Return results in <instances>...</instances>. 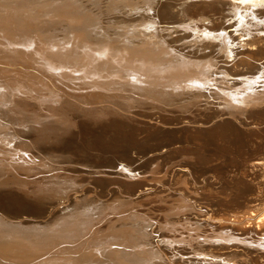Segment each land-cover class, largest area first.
Listing matches in <instances>:
<instances>
[{"label": "rangeland", "instance_id": "rangeland-1", "mask_svg": "<svg viewBox=\"0 0 264 264\" xmlns=\"http://www.w3.org/2000/svg\"><path fill=\"white\" fill-rule=\"evenodd\" d=\"M105 1L106 0H95L93 2L91 0H72V3L75 6L77 5L80 10L83 11V10L87 9V11H89L90 14H93L94 17H99L100 20H98V22L100 23L102 21L105 22V19H107V14L102 15L103 17L101 16V13L105 11L104 7H106V4H107ZM125 1H127L128 3H136L140 0H131V1L125 0ZM154 1H156V0H154ZM246 1L247 0H234V3L236 5L231 6L229 4V0L228 1L227 0H198V1H196V0H158V2H160L162 4L165 3L168 5L170 4L172 6L171 7L169 5L171 7L170 8L171 10H169V13H172L175 11L177 13V11L180 12L181 9H185L186 11H188V10L192 9V6H193L195 8L205 9L206 11L202 10L203 12H205V15L203 16V18H200V21L198 20L199 24L196 21L192 24V22H190L184 15H181V13L176 18V21H175L177 23L176 25L174 23H172L173 25L166 24L164 22L155 24L154 21H152V22L149 21V24L146 23V21H145V23H144V21H142L138 24L139 26L136 23L135 24L132 23V25L130 23V25H128L129 23L125 19H123L124 21L120 20L118 22V24H116L117 25L116 27H119L122 29L125 26L130 28L129 31H126L127 35L129 34V37H127L128 38L127 40H129V41H126V42H130V43L132 42V44L135 43V41H136V43L142 42L143 40L140 39L139 37L141 35H143V33H145V34L147 33L148 36H151L150 33L152 32V28H156V30L158 28L157 32L159 33L158 34L159 36L167 37L170 39L172 38V40L174 38H177V36L178 37L179 36L185 37V38H183L184 40L183 39L181 40V42L179 41L177 43L174 42L173 44H168V46L166 45L167 50H170V48L173 49L174 48L173 46H175L176 50H178V49H180L181 51L183 50L182 52H180V50H179L180 54L183 55L186 50H191V48L193 46L195 48H202L204 50L208 49V50H206V52L209 53V56H207L208 58L205 57L203 60L200 59L201 61L199 59H198V61H196V59L194 61V58H191V57H189L188 61H186L187 58L184 57L185 54L183 56H181L180 54H175L176 55L175 57L177 58V60L178 59L181 60V58H183V57L185 58V59L183 58V60H185V61H183L184 64L189 63L191 61L192 62L194 61V66H203L205 63H206L205 65H207V66L204 65V68L205 67L209 68L211 66L209 69H206L204 71L205 72L204 74H201L203 76H201L200 74L197 73V75L200 76L199 79H202V81L200 80L202 83L200 81L195 80L194 81L195 83H193V87L191 90H188L187 92H185V94L180 93V94H183V97L188 96L189 100H190L189 103L194 104V108L197 107V110H195L194 113H197L199 110L200 111L197 113L198 115L195 114L196 116H194L193 114H191V115L189 114L190 116L187 114L183 115L182 114L183 112H181V113L177 112V114H171L170 116H168V115H164V113H161L163 110L160 109V107H159L158 109H154V110H157V111H155V113L154 112H148L146 114L139 113V115H140L139 116L138 114H134L130 111H121V110L119 111L118 110L122 114H124V115L126 114L125 116L130 117L132 120H134V122L137 121L136 123H138V125L142 124L144 127L146 126V128L144 130L137 133V136L134 139V142H136V141L138 143L141 142L140 143V145H141L140 150L138 148H129V150L125 156L116 157L113 161L114 163L112 164L113 165L112 169L111 168L109 169L110 172L107 174H104V175L101 174L102 176H105V177H103L104 179H102V180L96 179L94 176H91V174H89V172L87 170H84V171L77 170L73 174L75 177L77 176L76 178L73 176L75 178L74 180L63 179L60 182L58 187L53 188L54 190L52 189V191L49 190L47 193V195L49 194L52 197L58 196L57 198H59L61 192H63V191H64V193L68 192L67 190L65 191V190L61 189L64 187V185H66V187L68 186V188H67L68 190H71L69 188H73L74 185H79L77 190L84 188L86 191H89L88 193L91 194L90 196H92L95 192L97 194H99L100 190H101L102 195L99 194V197L96 198L97 203L106 202L110 198V196L112 195L115 198L114 205L112 207H110V209L106 210L105 212L98 211V213H95L94 215H91L94 213L93 211H88V212L85 211L86 214L84 212H82L81 216H80V214L77 213L78 218L76 217L77 214L74 215L75 218H74V216H72V219H74L73 221H75V222L79 221V223H78L79 225L67 227V230L80 229V230H78V232H80L81 229H83L86 225L84 222H83V224H85V225L84 226L82 225V220H86V221L87 220L88 221L95 220V218L98 217L97 216L98 214L105 213V216L103 217L102 220L98 219V221L96 222L97 224L92 223L91 225H88L87 227H85V229L87 231L84 229L85 231L84 230L82 231V233L84 232L82 235L81 234L79 235V233L75 232L78 235V237L79 236H82V237L78 238L77 241H74L72 243H68L67 241L65 243V240H63L62 238L59 240L57 238V239H55V241L52 239H51V241L49 239L46 241L45 239L47 237L44 238L47 235L46 230H44L45 232L43 230H40V232L45 233V234L43 233L44 235L41 233L42 236H44L42 238H41L39 231H38L39 233L38 232L36 233L37 236L36 235L33 236L30 233H25L26 235L22 234V235H24L23 237L26 236L25 238H28V239L22 240V241H24V244L20 247L25 248L27 246V248H29L30 251L32 250L31 248H34V250H32L31 252L37 251V252H41V253L36 254L34 257H32V259H33L32 261H30L28 263H20V264H68V263L73 264L74 260L84 256L83 255L84 253L89 254V253L96 252L93 250V248L84 249L86 244H88L90 241H92V242L94 240L97 241V240H99V238L108 239V238H115V237H117V239H118V237L119 238L121 237L123 239H120L121 241L119 240L118 244H117V241H115L116 243H114V242H113V244L108 243L103 248H105V250L111 251L110 252L111 254L110 253L109 254L113 255V256H115V254H113V252H115V250L117 251L119 249L118 250L120 252L119 255H121V257L123 258L122 261H121L122 258H120L119 260L117 259V261H119V264H128V263L129 264H140V262H142L143 259L144 260L150 259V257L155 256V254H157V252L159 254V251L162 248L164 249V251L162 249L161 253L165 252L167 254L166 259L169 261V263L171 262L174 264L175 263L177 264V262H178V264H185L183 262L189 263V261L192 260V258H194L193 261H195V259H197L196 261L199 260L197 264H201V263L202 264H210L208 262H211V261H212L211 262L212 264H217L218 262H219V264L221 262L223 264H227L228 260H229V262H228L229 264H254L253 261L257 262V264H264V133H263L264 129L261 130V133H260L261 135L260 134L256 135L255 133H252L249 131V129H252L253 127L264 128V125H257V126L256 125H252V126L248 125L251 123H255V121H259V124L264 122V112H263L264 110L262 111V109H264V105H263V107H260L261 108L260 110L262 112L256 111L254 114H247L245 110L237 111L235 107H234L235 109H233V107L231 109L229 107V105L231 104L230 106H232V105H234V103H224L223 99H219L221 97H217L220 93H223V94L230 93L232 96H234L235 93H236V95L239 93V92L237 93V91H240V94H242V93H250L251 94V91H256L255 95H257L258 98H256L254 96L255 104L258 103L257 101L259 98L264 97V78L258 77L263 72L264 59H262L260 61H255V62L251 61V59H249L254 64L259 65V66L261 65L262 70L261 69L258 70L259 73L257 72L256 75L251 74L252 76H250V77H249V74H247L248 76L247 75L246 76L245 75H242V76L241 75L240 76L233 75V73H234L233 70H235V65H233V64H235L236 61L240 58L245 59V60L247 58L241 54H238L235 57V59L233 57L231 58L230 52L231 51H237V49H239V47H241V48H243V46L245 47L249 41V38H253V37L264 38V24L262 26L253 24V19H251V16L249 14L250 12L253 11V16L260 17L259 15L262 16L261 13H264V12H262V11H264V7H263L262 11H259L255 7L248 9V7H247L248 1L247 2ZM259 1H263V2H260V3L257 2L258 4L264 3V0H259ZM94 2H95V5H94ZM173 2H174V4H173ZM215 2H217V3H215ZM241 2H244V3H241ZM210 3H212V4H210ZM109 4H110V2H109ZM245 4H247V5H245ZM174 6H176V7H174ZM177 6H179V7H177ZM209 6L215 7V10L219 13L220 16L219 15H212L213 13H212L211 8H209ZM163 8H165V7H163ZM236 9L238 11L240 10L239 12L241 13V15L240 16L238 15L239 17L237 15L232 17L231 15L233 14L234 10H236ZM101 10H103V11H101ZM231 10H233V11H231ZM97 12H98V14H97ZM95 14H96V16H95ZM132 16H128V14H127L124 16V18L126 17L127 19H130V17H132ZM235 17H236V19L239 18L238 22H240L244 25L243 28H240L239 26L237 27V25L234 26V23L232 21L236 20ZM101 18H102V20H101ZM258 21L264 22V17L258 18ZM123 22H126L125 24H127V23L128 24L124 25ZM246 22H248V23H246ZM121 23H122V25H124V27L120 26ZM151 23H153L154 25ZM197 24H198L197 27L198 28L200 27V28L198 29V31H195V30H193L194 29L193 27ZM102 25H106V24H102ZM213 25H215L217 27H218V25H220V26L218 27V30H216L214 32L207 29L208 27L213 26ZM112 26L113 25H111V27ZM116 27L114 25L112 28H116ZM224 27L225 28L227 27V28L225 29ZM105 31L109 32V30H107V29H105ZM161 32H163V33H161ZM228 32H229V34H227ZM184 34H186V35H184ZM193 34H195L196 36H200L202 38H196L193 36ZM132 35H133V38L135 40L133 38H131ZM222 35L225 36V39H230V41H228L226 43L227 45L223 42ZM28 37L31 38V36H28ZM28 37H27V39H28ZM143 37H145V36H143ZM211 37H214V38L210 39ZM218 37H219V39H218ZM129 38L132 39V41H130ZM32 39H35V37L34 38L32 37ZM32 39H31V41H32ZM232 39H233V42H232ZM153 44L155 46L159 45L158 43H153ZM260 44H259V46H262V48H264V44L263 45L262 44L260 45ZM1 45L2 44H0V46ZM190 45H192V46L190 47ZM159 46L161 47V49ZM159 46H156L159 48V49L157 48L158 51L166 50L165 46H161V45H159ZM227 46H229V48H227ZM234 46H236L237 48H235ZM249 46H247V48H246L248 51H255L256 50V48H255L256 44H253V46H251V45H249ZM168 47H169V49H168ZM177 47H179V48H177ZM180 47H182V49ZM185 48H187V49H185ZM230 48H231V50H230ZM158 51L155 53L156 55L159 53ZM225 51H227V52H225ZM188 52L189 51H186V54ZM227 53L229 54V56ZM30 55H32V54H30ZM177 55H180V57H178ZM24 56L29 58V54H25ZM200 62H202L203 65ZM209 63H210V65H209ZM24 64H25V62L21 63V65L26 66ZM177 64L179 66L181 64V62H179V60H178ZM0 65L4 66L1 63H0ZM0 68L3 69L2 67H0ZM27 69L28 68H26L24 70L21 69V70L25 71ZM237 69L238 70L241 69L242 71H244L245 67L238 66ZM29 70H27V72H31ZM16 72L17 71H14L13 76H6V77L0 78V81H2V82L6 81L9 84H17V87L19 89H21L23 91H28L27 93H30V94L33 90H35V88H37L36 90H38L37 86L40 85V84H38L40 82H38L36 79L43 81L42 79H40L37 76L36 77H30V78L29 77L27 78L25 76L18 77L17 75L21 76V74L19 72H17L18 73L17 74ZM206 73H208V75ZM15 74H17V75H15ZM238 80L250 81L253 85V89L246 90L243 92L241 85L242 86L246 85L245 83H241L237 86H229L228 83L234 82V81L238 82ZM12 81H13V83H12ZM62 82L64 84H70L71 83L70 81H66V80L60 81V83H62ZM77 82H79V81L77 80ZM196 83L198 84L197 87H196ZM56 84L59 85V87L61 88L60 90L63 91L62 93H64V95H69L71 93L70 95H72V96H70V95L65 96V97L70 98V99L73 98L74 93H76V92L78 93V91H79V90H76V92H74V90L72 91L71 89H68L65 86H63L57 82H56ZM73 85H76V84H73ZM0 87L3 88L1 86V84H0ZM130 87H132V86H130ZM130 87H124V86L117 85V87L112 89V91L115 94L119 93V94H117V96L122 95L121 97L123 99H125L123 97V94H125V95L129 94L128 92L139 94V92L141 93L143 90V89L139 88V90H138L139 92L138 91L135 92L137 89H135L133 92L130 90ZM1 88H0V90L2 92L3 89H1ZM120 89H125V90L121 91ZM117 90H118V92H117ZM82 91L85 92L86 90H81L79 92L81 93ZM120 92H123V93H120ZM32 93H34V91ZM80 93H78V94H80ZM101 95L103 96L104 94H101ZM111 95L114 96L113 94H111ZM48 96H50L49 93H47L46 95L42 93L41 96L38 98L42 99L43 97L47 98ZM79 96L83 98L82 102L89 101L90 98L93 97L92 95H88V97L81 96V95H79ZM102 96H100V97H102ZM105 96H103L102 98L105 99L106 101L112 103L114 106H116L115 105L116 102L117 103L118 102L123 103V102H120L121 99L120 100L118 99V98H121L120 96L117 97L115 100L113 97H110L108 94H106ZM110 98L114 101H112ZM40 99H39V101H40ZM178 99L180 100V97L179 98L176 97L175 99L172 98L171 99L172 101L171 100L170 101L173 102V104L172 103H170V104L174 105L176 103L174 100L177 101ZM78 100H81V99H78ZM181 101H184V99L182 97H181ZM78 103L80 105L81 101ZM260 106H262V104ZM2 107L3 106L0 105V110H2ZM181 108H183V107H181ZM228 108H230V109H228ZM151 109H153V108H151ZM221 109H223V110H221ZM224 109L226 111H224ZM229 110L231 113L229 112ZM205 111H206V113H207V111L214 112V113L216 112V115L212 116V115L206 114V113H204ZM222 112H224V113H222ZM236 112L238 114L244 113L248 119H245V120H243V122H241L239 119L233 120L232 118H230L231 117L230 115H233V114H234L233 115L234 118H243L242 115L240 116L238 114H235ZM178 113L182 114V115H179ZM184 113H187V111H184ZM200 113H201V115H200ZM226 113H228V114H226ZM134 115L137 118L138 117L139 118L137 119L136 117H134ZM197 117L198 118L205 117V118H203L201 121H197L195 119ZM227 117H229V118H227ZM9 118L5 113H3V111H0V120L5 121L6 123L12 124L14 117H9ZM225 119H227V120H225ZM203 122H205V124ZM221 122L224 125H225V123L227 125H225L223 127L224 130H222V132H220V134H218L220 137L212 132V135H213V139H212L213 142L212 143L204 140L205 138H203V140H200V139H198L199 135L196 138V136L194 137V135H192V133H190V132H194L195 129L197 130V128L198 129L203 128V130H205V129L206 130H208V129L213 130L216 126L221 124ZM228 123H229V125L231 124L230 127H235L236 129H237V127L241 128L240 130L244 134L243 139L245 141L247 140L246 144H244L243 142H241V140L238 139V138H240V136H239L240 134L237 133L236 135H234V131L231 132V129H229V127H228L229 126ZM214 124H215V127H214ZM1 127L3 130H5V127L0 126V129H1ZM185 127H186V129H185ZM225 127L228 129H226ZM180 128L183 130L181 131ZM172 129H173V131H172ZM174 129H176V130H174ZM177 129L179 132L177 131ZM187 130H188V133H187ZM8 134L9 133H5V132L0 131V138H1L0 143H1V145L2 146L4 145L2 143L8 144L6 146H3L4 148L1 146L3 153L6 152V149L9 147V144H12V142L15 141L14 136L11 134H9V135ZM173 135H174V137H173ZM188 135H190V136H188ZM182 136H184V138H185V136H188V137H186L184 139ZM221 136H223V137H221ZM177 137H179V138H177ZM166 138H168L169 140ZM173 138L175 140L177 139L178 141L177 140L175 141ZM187 138L190 139L189 141H191V142H189ZM171 139H172V141H170ZM165 141H167L169 143L172 142V143H170V145L167 144V146L166 145L163 147L161 146V147H159V149H158V147H156L158 144L161 145L162 143H165ZM255 142L260 143L262 145V147H259L256 149L254 147ZM174 143H176V144H174ZM181 146L184 148V150ZM173 148L178 150L179 153H185L186 150H187L186 152L189 151L191 153L199 151L198 156H200V157L197 159L194 156L193 159H195L197 163L195 162L196 164H193V165H187V163H183V161L185 159H187L185 156L182 157L183 155L182 156L176 155L171 161L169 160L167 162L165 160V157L167 154H165V153H169L168 151L173 150ZM167 149H168V151H167ZM172 152H171V155H172ZM174 152L178 153L177 151H174ZM174 152H173V156L175 154ZM8 153L9 154L6 155L7 158H6L5 154H0V162L6 164L5 166L8 168V169H6V167H5V177L6 178L8 177L7 180H11V178H13V180H14V179H16V176L22 175L25 171L26 172L28 171L30 173L34 172L32 174H30V173L25 174L24 173L23 176L25 175V180H27L28 179L27 177H30L31 175H33L31 177L41 175V173L38 172L37 169H35L33 171L30 168L27 169L25 167V166H27L26 164H28L30 162V160L24 159L23 157L22 158H18V157L12 158V157H10V156H12L11 153L10 152H8ZM159 153H160V155H159ZM153 156L154 157L161 156L163 158L158 159L157 162L152 164L151 166H147V165H149L148 164L149 162H147V160L149 159V157H150V159L153 158ZM161 159L165 160L164 163H161ZM144 160H145V162H143ZM9 162H11V163H9ZM13 163L15 166L13 165ZM21 163H23V164H21ZM38 163L39 162H37V161H31V165L36 166ZM202 164H205V165H202ZM23 165H24V168H23ZM10 166H11V168H10ZM72 166L73 167H71V169H73V170H76L77 168L81 167L78 162L72 164ZM12 167L15 170L12 169ZM40 168H41L40 171H42L44 169V167H42V166H39V169ZM8 170H10V172ZM21 171L23 173H19ZM141 171L144 173H142ZM16 172L18 173V175H16L17 174ZM177 174L182 176V181L185 184V185L182 184V185L178 186L177 191L174 192L173 190H171L172 186L170 187L169 190H166L167 188H169V186L160 184L159 181L161 179H165L166 181H168L169 179H171L173 176H175ZM189 174H194V175L197 174V178L195 179V182H193V183L191 182V178H190ZM7 175H9V176H7ZM55 175L51 174L48 177L53 179V180L62 179V177H57ZM209 178L211 180H209ZM145 179L153 180V182H155V184H154L155 189L149 188L150 185L149 186L145 185V186H143V188H141V189H144L146 191L151 189V190H156V192H158L162 188V190L165 189V191L170 193V195L171 194L174 195L175 197H178L180 195V193L182 191L181 189H183L186 192V195H184L185 193L182 194L183 195V199H182L183 202L181 201L178 203L174 202L175 204L173 203V205H175L176 207L178 205H181V207H183V208L187 207V208H185L184 211H178L179 214H178L177 220L174 221V220L170 219V221H169L170 223L169 222H165V223L163 222L160 226H158L156 223L162 219V215H167L166 213H164L165 208L170 207V205H172V203H168L167 201H162V202L158 201V202H150V203L144 204V206L142 205L140 207L139 206L136 207L135 206L136 202H133V199H134V197L137 196V195H135L137 192H130V191L129 192L127 191V193L124 192L123 189L128 188V187H126V184H127V186L135 185L134 183H137L139 181L142 182ZM204 179H206V180H204ZM202 181H204V182L207 181V185L204 189L202 188V187H204V185L201 184ZM216 182H218V185ZM222 182H224L225 184H223ZM102 183H103V185H102ZM121 183H123V184H121ZM98 185L100 186V189H99ZM123 185H125V186H123ZM222 185H224V186L220 187ZM97 187H98V189H97ZM145 187H147V188H145ZM88 188H89V190H88ZM101 188H103V190ZM218 188L219 189L221 188L220 190H223V191L222 192L219 191ZM93 190H95V192ZM178 190H180V191H178ZM224 190H225V192H224ZM108 193H109V195H108ZM215 193H217V195ZM76 194L77 193H72V192L69 193V198L70 197L74 198V196L76 197ZM204 194H208V195H204ZM47 195L43 196V198L41 197V199L46 201L47 199H44V198H47V197H48V199L52 198L49 195L48 196ZM78 195H79V192H78ZM191 197H193V198H191ZM189 198H191V199H189ZM195 199H198V200H195ZM51 201H53V200H51ZM201 204H202V206H201ZM204 204H206L207 206L209 205V206L207 208H203L205 206ZM47 205L42 206V208L51 207V205H48V206ZM105 206H109V205H105ZM172 206L170 207L171 209H173L175 207V206L174 207H172ZM190 208H192V209L195 208V210H197V211L200 210L201 212H204L207 214H204L203 217H198L194 214L195 211L194 212L190 211ZM83 213H84V215H83ZM170 215L171 214H169L167 216H170ZM209 217H215L217 219H221V221L224 222V224H225V226L224 225L222 226L223 229L225 231L226 230L230 231L231 234L232 233L236 234L234 236L236 241L228 240V239H225L226 242L223 241L224 239H222V238L225 237V235H223V234L222 235L220 234L221 238L215 237V235L212 236L211 233L214 232L213 231L214 229L212 228V223L216 222V221L212 220V222L211 221L208 222L207 218H209ZM6 220L9 221L8 219H6ZM80 220H81V222H80ZM106 223H107V225H106ZM181 223H183V224L188 223V224H193V225L195 224V225L199 226L201 229L198 227L199 228L198 232L203 233L202 230H206L207 233H205V235H207L208 237L203 235V234L201 235L200 233L197 232V230H195V232L189 231V232H187V234H184L181 237L163 238L164 240H168L170 242H173V244H169V245H168V243H164L163 242L164 240H162V238L161 239L157 238L158 235L160 236L161 232H163L164 230L167 229L165 227H168L169 230L171 228H172L171 230L177 229V231L181 228L184 229V225H181ZM103 224L106 226V229H105L106 231L103 230L101 232L93 234V232L98 231L99 228L103 226ZM80 225H82V227ZM118 225H119V227H118ZM123 227H124V229H122ZM237 229L244 230L243 233L245 232L246 235H244L245 233L243 235H241V234L238 235L239 233H237L238 232ZM195 233H197V234H195ZM3 234H0V235L2 236ZM126 234H128V235L126 236ZM4 235H6V234H4ZM22 235H19L18 233L12 234L10 236V240H11V238H14V237L15 238H17V237L19 238V236L22 237ZM124 236L127 238H125ZM129 237L132 238V241L134 243V247H131V248L129 247L128 244L130 242H127V240L130 239ZM204 237H206L207 241H211V240L215 239V240L225 242V244L222 245V247H224V248H226V246L228 244H231L230 245L231 247H230V249H227V250H220V248H216L215 252H211L209 254L208 253L205 254L204 252L202 253V251L201 252L195 251V253H193L195 255V257L192 254H190V255L186 254V253H188L186 250L184 253H181V247H184V248L186 247V248L192 249L190 246L191 242H192L191 245H193L197 241H201L202 238H204ZM43 240H45V242ZM56 240L60 244L56 243ZM62 240H63V242H62ZM193 240L195 242H193ZM150 241L152 243L153 242H155V243L150 245L149 244ZM47 242H48V244H47ZM83 242H85V245ZM158 242H160V243H158ZM189 242H190V244H189ZM21 243H23V242H21ZM26 243L28 245H26ZM61 243H63V244H61ZM40 244H42V245H40ZM50 244H52L51 247L49 246ZM81 244L83 245V247L81 249V250L84 249L83 251L80 250L79 252H72L75 249V247H77L78 245H81ZM33 245L34 246L36 245V246L33 247ZM127 245H128V247H127ZM39 247H41V249ZM65 247H67V248L73 247V250L69 249L71 252L70 251L65 252V253L60 252L61 253L60 254L59 251L61 249L62 250L67 249ZM192 247H195V246H192ZM171 248H174V250H171ZM48 249H50V250H48ZM251 249L254 250L255 253H252V254L250 253L251 255H247L245 250H251ZM57 250H58V253H56ZM182 251H183V248H182ZM216 251L218 253H216ZM42 252H43V254H42ZM136 252L139 254H134ZM238 252H239V254H236L234 257H232L233 253H238ZM140 253H142V254H140ZM245 254H246V257H245ZM226 256H228V257H226ZM229 256H231V257H229ZM163 257H165V255H163ZM11 259L14 260V259H16V257L13 256V258H11ZM16 260H23V258L16 259ZM128 261H131V263ZM4 263L5 264H17V263H13L11 261L9 262L8 260H6V262L4 260V262H2V264H4ZM84 263L87 264L88 262H83L81 264H84ZM88 264H90V263H88Z\"/></svg>", "mask_w": 264, "mask_h": 264}, {"label": "bare ground", "instance_id": "bare-ground-1", "mask_svg": "<svg viewBox=\"0 0 264 264\" xmlns=\"http://www.w3.org/2000/svg\"><path fill=\"white\" fill-rule=\"evenodd\" d=\"M91 1L93 2L95 0H91ZM129 1H131V0H129ZM196 1H198V0H196ZM247 1L246 2L248 3V6H247L248 9L252 8V7H255L259 11L263 10L264 3L263 4H258L257 3V2L260 3V2H263V1H259V0H247ZM105 2L107 3L106 7H104L105 11L101 13V16L104 15V14L105 15L107 14V19H105V22L102 21V22L99 23L98 22V20H100L99 17H94L93 14H90L89 11H87V9L83 10V11L80 10L77 5L76 6L73 5L72 0H0V44H2L0 46V63L4 65V66L0 65V67L3 68V69L0 68V78L6 77V76H13L14 71H17V72H19L21 74V76H19V75H17L18 73L16 72L17 74H15V75H17L18 77L25 76L27 78L28 77L30 78V77H36L37 76V77H39L40 79L43 80V81H40V80L35 78L38 82H40V83H38L40 85L37 86L38 90H36L37 88H35V90H33L34 93H32L33 92L32 91L31 94L27 93L28 91L25 92V91L19 89L17 87V84H9L6 81H3V82L0 81V84L3 87V88H1V87L0 88L4 90V91L2 90V92L0 90V105L1 106L6 105L5 101L6 102L8 101V99L6 97V94L4 93L6 90H7L6 93H8V94H11V93H13L14 91L17 90L19 93L23 92L24 95H27V94L29 95L30 94L29 97L39 100L40 98H38V97H40L42 93L45 94V95L47 93L52 94V90L58 91V90L61 89L59 87V85L56 84V82L61 84V85H63V86H65L68 89H71L72 91L74 90V92H76V90H79V91L86 90L85 92L82 91L81 93L78 91V93H80V94H78L77 92L74 93L73 94V98L74 99L75 98L76 99H81V101H83V98L80 97L79 95L86 96V97H88V95H92L93 97L90 98V100H95V99L105 100V99L102 98L103 96H105L106 94H108L109 96L111 94H113L114 96L111 95L110 97H113L114 100H115L117 97L120 96V95L117 96V94H119V93L115 94L112 91V89L117 87V85L124 86V87L132 86L133 88L130 87V90L134 92V90L136 89V86L132 85V82H134V81H132L133 79H136V80L144 79L145 81H147V79H149V78H152V81H154L155 79H159L160 77H158L157 75L151 76V74L138 73L140 70L148 72L149 71L148 67L150 66L149 64L153 65L154 63H157L158 66H159L158 68L160 70H163V71L170 70V69L171 70L176 69L177 71H180V69H182V70H186L187 68L191 69V71H192L191 76H193L192 77L193 80H197V81L201 80L202 81V79H199L200 76L197 75V73L200 74V75L204 74L205 73L204 71L206 69H209L211 66L209 68L208 67L204 68V65L206 63L203 65L202 62H200V63H202L203 66H194V61H195V59H196V61H198V59L199 60L200 59L203 60L205 57L209 56V53L206 52V50H208V49L204 50L202 48H195L193 46L194 48L192 47L191 50H186V51H189L187 54H186V51H185V53L183 52L185 55L183 53L182 54L184 55V57L187 58L186 61H188L189 57L194 58V61L193 62L191 61L189 63H185L184 64L183 61H185V60H183V58H184L183 57V58H181V60L178 59L179 62H181V64L178 66V64H177L178 60L175 57L176 56L175 54H180V52H182L183 50L182 51L180 49L176 50L175 46H173L175 49L174 48L173 49L170 48V50H167L166 47L168 46V44H173L174 42L177 43L179 41L181 42V40L183 38H185L184 36H179V37L177 36V38H174L172 40V38L170 39V38H167V37L159 36L158 35L159 33L157 32L158 28H157V30H156V28H152V32L150 33L151 36H148L147 33L145 34V33L142 32L143 35H141L139 38L142 39L143 41L140 42V43H136V41H135L136 44L135 43L132 44V42L131 43L130 42H126V41H129V40H127L128 39L127 37H129V34L127 35L126 31H129L130 28L127 27V26L124 27V25H127L128 23H129L128 25H130V23H131V25H132V23H134V24L136 23L138 25L142 21H144V23L146 21V23H148V24H149V21H151V22L154 21L155 24L164 22L166 24H171V25H173L172 23H174L176 25L177 23L175 21H176V18L178 17V15L180 13H181V15H184L193 24L195 21L198 23L200 21V18H203V16L205 15V12H203L202 10H205V9L195 8V7L192 6V9H190L188 11H186L185 9H181V10L179 9L180 12L177 11V13H176V11H175V12L169 13V10H171L170 8L172 6L170 4L169 5L171 7L168 4H165V3L162 4V3L158 2V0H156V1H154V0H140V1L136 2V3H128L125 0H106ZM109 2H110V4H109ZM215 3H217V2H215ZM241 3H244V2H241ZM173 4H174V2H173ZM210 4H212V3H210ZM229 4L231 6L232 5H236L234 3V0H229ZM94 5H95V2H94ZM245 5H247V4H245ZM163 7H165V8H163ZM174 7H176V6H174ZM177 7H179V6H177ZM209 8H211V10H212V13H213L212 15H219V13L215 10V7L209 6ZM101 11H103V10H101ZM231 11H233V10H231ZM239 11L237 9L234 10V12H233V14L231 16L232 17L236 16V15L240 16L241 13ZM98 12H97V14H98ZM262 12H264V11H262ZM127 14H128V16H132V15L133 16L130 17V19H127L126 17L124 18V16L127 15ZM249 14L251 16V19H253V24L260 25V26H262L264 24V22H259L258 21V18L264 17V13H261L262 16L259 15L260 17L253 16V11L250 12ZM95 16H96V14H95ZM123 19H125L128 22L127 24H125L126 22H123L124 25H122V23H121V25L119 24L121 27H124V28L122 29V28L116 27L117 26L116 24H118V22L120 20L122 21ZM235 19H236V17H235ZM238 19L239 18H237L236 20L232 21L234 23V26L237 25V27L239 26L240 28H243L244 25L242 23L238 22ZM101 20H102V18H101ZM246 23H248V22H246ZM102 24H106L105 26L110 28V29H107V30H109V32L105 31L103 28H100V26H102ZM151 24H153V23H151ZM198 24L193 27L194 28L193 30L198 31V29L200 28V27L199 28L197 27ZM111 25H113V26L115 25L116 28H112L113 26L111 27ZM219 26L220 25H218V27ZM218 27L213 25V26L208 27L207 29L214 32V31L218 30ZM161 33H163V32H161ZM227 34H229V32ZM184 35H186V34H184ZM28 36H31V38H29ZM143 36H145V37H143ZM193 36L196 37V38H202L200 36H196L195 34H193ZM27 37H28V39H27ZM32 37L33 38L35 37V39H32ZM222 37H223L222 40H223V42L225 44L228 41H230V39H225L224 35H222ZM131 38H133V35H132ZM213 38L214 37H211L210 39H213ZM31 39H32V41H31ZM105 39L111 40L113 42L112 43L113 45H105V46H103V44L101 45L102 40L105 41ZM218 39H219V37H218ZM130 41H132V39H130ZM232 42H233V39H232ZM153 43H158L161 46H165L166 50L158 51L159 48L156 47V46H159V45L155 46ZM260 43L262 45L264 44V38H256V37L249 38V41H248V43H247V45L245 47L244 46H243V48L239 47V49H237V51H231L230 52L231 53L230 54L231 58L233 57L235 59V57L238 54H241V55H244L248 59V60L247 59L245 60V59H241L240 58V59H238L236 61L235 64H233V65H235V70L232 69L234 71L233 75H238V76L245 75L246 76L247 74H249V77H250V76H252L251 74L256 75L258 70H260V69L262 70L261 65L259 66V65L254 64L253 62H251V61H254V62L255 61H260V60L264 59V48H262V46H259ZM253 44H256V46H255L256 50L255 51H248L246 49L247 46H249V45L253 46ZM66 45H69V47L68 48L64 47ZM191 46L192 45H190V47ZM236 46H234V47L237 48ZM177 48H179V47H177ZM180 48L182 49V47H180ZM227 48H229V46H227ZM160 49H161V47H160ZM168 49H169V47H168ZM185 49H187V48H185ZM179 50H180V52H179ZM230 50H231V48H230ZM157 51L159 53L156 55L155 53ZM225 52H227V51H225ZM25 54H29V58L24 56ZM30 54H32V55H30ZM180 55H177V56L180 57ZM183 55H181V56H183ZM228 56H229V54H228ZM249 59H251V61ZM24 62H25L24 65H26V66L21 65V63H24ZM146 62H148L147 63L149 65L148 67L146 65ZM209 65H210V63H209ZM205 66H207V65H205ZM238 66L245 67V70L244 71H242L241 69L238 70L237 69ZM26 68H28L27 70L30 69L29 71H31V72H27V70L22 71V70H24ZM135 72H137V73L135 74ZM170 73H171L170 77H174V78L177 77V73H174L173 71H170ZM206 74L208 75V73H206ZM115 76L118 77L116 79H119V80H122V78L126 79L127 81H129L128 84H121L120 85L119 83L117 84L116 82H112L110 79H107L108 77L113 79ZM201 76H203V75H201ZM263 76H264V67H263V72L258 77L259 78L260 77L264 78ZM62 80L70 81L71 83L70 84H64L63 82L60 83V81H62ZM77 80L79 82H77ZM12 83H13V81H12ZM241 83H245L246 84V85H243V86L241 85L243 92L246 91V90L253 89L252 83L250 81H247V80H238V82L234 81V82H230L228 84H229V86H237V85H239ZM73 84H76V85H73ZM197 85L198 84L196 83V87H197ZM120 90L122 91V90H125V89H120ZM60 91H62V90H60ZM136 91H138V90H136ZM187 91L188 90H186L185 92H187ZM117 92H118V90H117ZM128 93L130 94L131 92H128ZM237 93L238 94L236 95V93H235L234 96H232L230 93H226V94L220 93L217 97H221L219 99H223L224 103H234V105H232V106H230L231 105L230 104L229 107L231 109H232V107H233V109L236 108V110L239 111V110H243V108L246 105H248L249 103H251L253 101V98H251V96L253 94L242 93V92H241L242 94H240V91H237ZM101 94H104V95L102 96ZM129 94H126L125 96H123L125 98L124 100L128 101L130 99V96L132 97V95H129ZM69 95H65V96H69ZM148 95H151V94H148ZM70 96H72V95H70ZM100 96H102V97H100ZM48 98H50V97L48 96L46 99H48ZM256 98H258V97H256ZM261 98L258 99V101H257L258 103L255 104L254 107L251 108V110H247L246 111L247 114H254L256 111L257 112L258 111L262 112L264 110V109H262V111L260 110L261 109L260 107H263V105H264V97H261ZM118 99L119 100L121 99L120 101L123 100L122 97L118 98ZM42 100H43V98L40 99V102ZM114 100H112V101H114ZM180 100H181V98H180ZM84 102H86V101H84ZM141 103H144V102H141ZM141 103H139V104H141ZM171 103L173 104V102H171ZM254 103H255V101H254ZM261 104H262V106H260ZM115 105L121 111H130V112L133 111V110H131V108L129 106L125 105V103L122 104V103H119V102L117 103L116 102ZM148 106H150V104H148ZM178 107H179V109H183L184 110V107L183 108H181L182 106H178ZM152 108L153 109H158L159 107L158 106H154ZM230 108H228V109H230ZM221 110H223V109H221ZM0 111H2V110H0ZM224 111H226V110L224 109ZM136 112L140 113L139 111H136ZM208 112L209 111H207V113H206V111H205L204 113L212 115V116L216 115V112L215 113L214 112H209L208 113ZM229 112H230V110H229ZM183 113H184V111H183ZM197 113L191 112V114H193L194 116L198 115ZM222 113H224V112H222ZM226 114H228V113H226ZM235 114H238V113L236 112ZM200 115H201V113H200ZM233 115H230L231 117L229 116L233 120L239 119L241 122H243V120L248 119L247 116L244 113L243 114H241V113L238 114L240 116L242 115L243 118H234ZM134 117H136V116L134 115ZM229 117H227V118H229ZM203 118H205V117H203ZM203 118H198L197 117L195 119L197 121H201ZM225 120H227V119H225ZM135 122H137V121H135ZM203 123L205 124V122H203ZM255 123L259 124V121H255ZM219 125H221V124H219ZM230 125L228 127H230ZM214 127H215V124H214ZM145 128H146V126H145ZM185 129H186V127H185ZM226 129H228V128H226ZM174 130H176V129H174ZM182 130L183 129H181V131ZM222 130H224V129H222ZM222 130L220 132H222ZM172 131H173V129H172ZM177 131H178V129H177ZM187 133H188V130H187ZM190 133H192V132H190ZM188 136H190V135H188ZM188 136H185V138L188 137ZM173 137H174V135H173ZM182 137L184 138V136H182ZM221 137H223V136H221ZM177 138H179V137H177ZM166 139H168V138H166ZM189 140L190 139H188V141ZM170 141H172V139ZM189 142H191V141H189ZM2 144H4L3 146L8 145V144H5V143H2ZM168 144L170 145V143H168ZM174 144H176V143H174ZM159 145L160 144H158L156 146V147H158V149L161 146V145L160 146ZM1 146L2 145L0 143V154H5V156H6L7 154H9L8 152H10L11 155H12L10 157L17 158V156H16L17 152L13 151V150H15L16 146L8 147L6 149L7 153L6 152L5 153L2 152L3 150L1 148ZM183 150H184V148H183ZM167 151H168V149H167ZM174 151L178 152V150H176V149H174ZM174 153H175L174 156H173V152H172V155H171L170 152L169 153H165V154H167L166 155L167 158L165 157V160L168 162L169 160L171 161L176 155H180V156L183 155L182 157L185 156L187 158V159H185L183 161V163H187V165H193V164L197 163L195 159L192 158L194 161L192 159H189V157L186 156L185 153H179V152L178 153L174 152ZM159 155H160V153H159ZM21 157L22 156H20L18 158H21ZM6 158H7V156H6ZM160 158H163V157H161V156L154 157L153 156V158H151V159L149 157V159L147 160V162H149L148 163L149 165H147V164L146 165L147 166H151L152 164L156 163L157 160L160 159ZM165 160L161 159V163H164ZM143 162H145V160ZM9 163H11V162H9ZM21 164H23V163H21ZM5 165L6 164L0 162V166H2L4 168V170H5V167H6ZM13 165H14V163H13ZM202 165H205V164H202ZM13 167H12V169H14ZM10 168H11V166H10ZM23 168H24V165H23ZM6 169H8V168L6 167ZM8 171L10 172V170H8ZM19 173H23V172L21 171ZM24 173L25 174L26 173L29 174L30 172H28V171L26 172L25 171ZM32 173H34V172H32ZM32 173H30V174H32ZM142 173H144V172H142ZM189 175H190V178H191V182L192 183L195 182V179L197 178V174H195V175L194 174H189ZM4 176H5V174H4ZM7 176H9V175H7ZM31 176H33V175H31ZM55 176H57V175H55ZM7 178L5 177L6 180H7ZM11 180H13V178H11ZM204 180H206V179H204ZM209 180H211V179L209 178ZM159 182H160L161 185H168L169 186V188H167L166 190H169L170 187L172 186L171 190H173L174 192L177 191L178 186L184 184V182L182 181V176L179 175V174L173 176L168 181H166L165 179H161ZM203 182L204 181H202L201 184L204 185V187H202L204 189L206 187V185H207V181L204 182V183ZM103 183H102V185H103ZM216 183L218 185V182H216ZM222 183L225 184L224 182H222ZM121 184H123V183H121ZM134 184L135 185H129V186H127V184H126V187H128V188L123 189V190L126 193H127V191L128 192L129 191L130 192H137L135 194L137 196L134 197V199H133V202H136V204H135L136 207L137 206L140 207L142 205L144 206V204H147V203H150V202H158V201H161V202L162 201H167L168 203H172V205H173L174 202L178 203V202L182 201V199H183V195L182 194L185 193L184 195H186V192L183 189H181L183 192L181 191V193H180V195L178 197H175L172 194L170 195V193L165 191V189L162 190V188L158 192H156V190H151L152 188H154V184H155V182H153V180L145 179L142 182L139 181V182L134 183ZM145 185H148V186L150 185L149 188H151V189H149L147 191L144 190V189H141ZM78 186L79 185H74L73 188H69L71 190H68L67 189L68 186L66 187V185H64L63 188L60 187L62 190H65V191L67 190L69 193H71V192L72 193H77L76 197L73 195L74 198H72V197L69 198V193L68 192L64 193V191L61 192L59 198H57L58 196L52 197V196H50L48 194L50 197H52V198L48 199V197H47L48 195L46 194L47 198H44V199H47V200L44 201V200L41 199V210H38V211H36V210H31V211H28V210H22V211L6 210V213L4 214V216H0V234H3V233L6 234V235L3 234L2 236L0 235V264H2V262H4V260H5V262H6V260H8L9 262L11 261V262L17 263V264L28 263V262L33 260L32 257H34L36 254H40L41 253V252H37V251H35L36 253L35 252H31L32 250H34V248H31L32 250L30 251L29 248H27V246L25 248L20 247V246H22L24 244V241H22V240H24V239L27 240L28 239V238H25L26 236L23 237L24 235H22V234L30 233L33 236H35V235L37 236L36 233L38 231L40 232V230H43V231L46 230L47 235L45 237L42 236V234L45 231L43 233L40 232L41 238L42 237H44V238L47 237L45 239L46 241L48 239L50 241H51V239L55 241V239H57V238H58V240L62 238L63 240H65V243H66V241L68 243H72L74 241H77L78 238L82 237V236L78 237V235L76 233H79V235L80 234L82 235L84 233V232L82 233V231L85 229V227H87L88 225H91L92 223L93 224H97L96 222L98 221V219L102 220L103 217L105 216V213L98 214L97 215L98 217L95 218V220H91V221L82 220V225L83 226L85 224L86 225H85V227L83 229H81V231H80L81 233L78 232V230H80V229L67 230V227H72V226L79 225L78 224L79 221L75 222V221H73L74 219H72V216H74L75 214L78 213L81 216L82 212H84L86 214V212H88V211H93L94 213L91 214V215H94L95 213H98V211L105 212L106 210L110 209V207H112L114 205V203H115V198L111 194H110L111 195L110 198L106 202L97 203L96 202V198L99 197V194L102 195L101 190H100V193L98 192L99 194H97L95 192V190H93L95 193L93 194L94 196L92 195L93 196L92 197V196H90L91 194L88 193L89 191H86L84 188L77 190ZM123 186H125V185H123ZM223 186L224 185H222L220 187H223ZM145 188H147V187H145ZM97 189H98V187H97ZM99 189H100V186H99ZM101 189L103 190V188H101ZM220 189H219V191L222 192L223 190H220ZM88 190H89V188H88ZM51 191H52V189H51ZM178 191H180V190H178ZM78 192H79V195H78ZM224 192H225V190H224ZM217 193H215V194L217 195ZM108 195H109V193H108ZM204 195H208V194H204ZM191 198H193V197H191ZM191 198H189V199H191ZM51 200H53V201H51ZM195 200H198V199H195ZM47 204L51 205V207L42 208V206L47 205ZM105 205H109V206H105ZM172 205H170V207ZM204 205L206 207L204 206L203 208H207L209 206V205L207 206L206 204H204ZM174 206L175 205H173L172 207H174ZM201 206H202V204H201ZM170 207L165 208L164 213H166L167 215H169V214H171V215L170 216L162 215V219L160 218L161 220H159L156 223L158 226H160L163 222L164 223L165 222H169L170 219H172L174 221L177 220L178 219V214H179L178 211H184L185 208H187V207L183 208V207H181V205H178L177 207L175 206L173 209H171ZM190 211L191 212L195 211L194 214L196 216H198V217H203L204 214H207V213L201 212L200 210L197 211V210H195V208L194 209L190 208ZM84 213H83V215H84ZM78 214L76 215V217L78 216ZM74 218H75V216H74ZM6 219H8L9 221H7ZM212 220L216 221V222L212 223V228L214 229L213 230L214 232L211 233L212 236L215 235V237L221 238V235L223 234V235H225V237L222 238V239H224L223 241L226 242L225 239L236 241L235 237H234L236 234H233V233L231 234L230 231H227V230L225 231L223 229L222 226L223 225L225 226V224H224V222L221 221V219H217L215 217L207 218L208 222H210V221L212 222ZM80 222H81V220H80ZM83 222L85 224H83ZM82 225H80V226L82 227ZM106 225H107V223H106ZM181 225H184V229L181 228L178 231H177V229L176 230L175 229L171 230L172 228L169 230L168 227H165L167 229L164 230L163 232H161L160 236L158 235L157 238H159V239L162 238V240H164L163 238L181 237L184 234H187V232H189V231L190 232L191 231L195 232V230H197V232H198V230L200 228L199 226H197L195 224L193 225V224H188V223H184V224L181 223ZM118 227H119V225H118ZM105 229H106V226L103 224V226L100 227L98 231H94L93 234L101 232V231H103ZM122 229H124V227ZM202 231H203V233H200V232H198V233H200L201 235L202 234L205 235V233H207L206 230H202ZM237 231H238L237 233H239L238 235H240V234L243 235L245 233V232L243 233L244 230H241V229H237ZM15 233H18L19 235H22V237L21 236H19V238L18 237L17 238L14 237V238H11V240H10V236L12 234H15ZM195 234H197V233H195ZM127 235L128 234H126V236ZM244 235H246V233ZM205 236H207V235H205ZM125 238H127V237H125ZM120 239H123V238H121V237L120 238L118 237V239H117V237L108 238V239L99 238V240H97V241L94 240L93 242L92 241H90L89 243L87 242L88 244H86L84 249L93 248V250L96 251V252L89 253V254L86 253L87 255L84 253L83 254L84 256H82L81 258L75 259L73 264H81L83 262H88L90 264L91 263L92 264H119V261H117V259L119 260L120 258H122L121 255H119V253H120L118 251L119 249L117 251L115 250V252H113V254H115V256H113V255H110L111 251L105 250V248H103V247H105V245L108 244V243L109 244H113V242L116 243L115 241H117V244H118V241ZM130 239H129L130 241L127 240V239L126 240H127V242H130L128 245L131 248V247H134V243L132 241V238H130ZM45 240H43V241L45 242ZM63 240H62V242H63ZM21 242H23V243H21ZM163 242L164 243H168V245L169 244H173V242H170L168 240H164ZM193 242H195V241L193 240ZM225 242H222V241H219V240H215V239L211 240V241H207L206 237H204V238H202L201 241H197L193 245H191L192 242H191V244L189 242V244H190L192 249L186 248V247L184 248V247L180 246L181 247V253H184L185 250H186L188 252L186 254H189V255L192 254L195 257V255L193 254V253H195V251H197V252L198 251H200V252L202 251V253L204 252L205 254L206 253L209 254L211 252H215L216 248H220V250L230 249V247H231L230 245L231 244H228L226 246V248L222 247V245L225 244ZM56 243L60 244L59 242H57V240H56ZM83 243L85 245V242H83ZM153 243H155V242H153ZM153 243L150 241L149 244L152 245ZM158 243H160V242H158ZM47 244H48V242H47ZM61 244H63V243H61ZM26 245H28V244L26 243ZM40 245H42V244H40ZM128 245H127V247H128ZM35 246L33 245V247H35ZM49 246L51 247L52 244H50ZM192 246H195V247H192ZM82 247H83L82 244L78 245L77 247H75L74 250H73V247L72 248L65 247L67 249H64V250H62V249L60 250L59 249L60 250L59 253L60 252H63V253L68 252V251H70L69 249L73 250L72 252H79L82 249ZM39 248L41 249V247H39ZM182 248H183V251H182ZM48 250H50V249H48ZM83 250H81V251H83ZM161 250L159 251V254L157 252V254H155V256H153V257H150V259H147V260L143 259L142 262H140V264H170L171 262L169 263V261L166 259V255L167 254L165 252L161 253ZM171 250H174V248H171ZM163 251H164V249H163ZM245 252L247 253V255H251L252 253H255L254 250H252V249L251 250H245ZM56 253H58V250H57ZM216 253H218V252L216 251ZM42 254H43V252H42ZM134 254H139V253L136 252ZM140 254H142V253H140ZM236 254H239V252L238 253H233L232 257H234ZM163 255H165V257H163ZM13 256L16 257V259L23 258V260H16V259L13 260V259H11V258H13ZM226 257H228V256H226ZM229 257H231V256H229ZM245 257H246V254H245ZM193 259L194 258H192V260H190L189 263H186V262H183V263H185V264H197L199 260L196 261L197 259H195V261H193ZM122 260H123V258L121 259V261ZM128 262L131 263V261H128ZM211 262H208V263L212 264ZM228 262H229V260H228ZM228 262H227V264H229ZM253 262H254V264H257V262H255V261H253ZM171 264H174V263H171ZM177 264H178V262H177ZM217 264H219V262Z\"/></svg>", "mask_w": 264, "mask_h": 264}, {"label": "water", "instance_id": "water-1", "mask_svg": "<svg viewBox=\"0 0 264 264\" xmlns=\"http://www.w3.org/2000/svg\"><path fill=\"white\" fill-rule=\"evenodd\" d=\"M100 28L110 29L105 25ZM112 43L111 40L105 39V41L102 40L101 45H113ZM64 47L68 48L69 45ZM147 63V67L150 65L149 71L140 70L138 73L157 75L160 78L154 81L152 78L147 81L133 79L132 85L136 86L137 90L143 89L142 92L139 94L130 93L129 95L132 97L130 96L128 101L123 99L120 102L129 106L134 114H139L136 111L143 114L155 113L157 110L151 109L154 106L160 107L163 110L161 113L168 116L183 111H187V113H182L183 115L194 113L197 108H194V104L189 103L188 96L183 97L185 91L191 90L195 83L191 76V69L163 71L158 68L157 63L153 65ZM170 71L177 73V77H170ZM116 78L118 77L115 76L113 79L108 77L107 79L120 85L129 82L124 78L122 80ZM62 92L52 90L53 95L50 94L48 99L43 97L41 102L29 95H24L23 92L19 93L17 90L11 94L4 92L8 101H5L6 105H3L2 111L14 119L12 124L0 120V126L5 127L6 130L1 127L0 131L14 136L15 141L9 144V147L16 146L13 150L17 152L16 156L26 157L27 160H30L25 167L33 171L37 169L41 175L30 176L25 180V176L16 174L18 175L16 179L6 180L5 170L0 166V216H4L6 210H41V197L54 187H58L63 179L74 180L77 177L73 175L75 171L87 170L91 176L102 180L105 177L102 175L109 173V169H112L116 157L125 156L129 148L140 150L141 142H134V139L138 132L145 129L143 125H138L130 117L119 112L118 107L106 100L95 99L82 102L76 98H67ZM251 94H253L251 96L253 101L243 108L245 111L254 107V96L258 97L255 95L256 91H251ZM176 97H182L184 101L174 100L177 103L171 105V99ZM178 106L184 107V110L177 108ZM225 125L221 123L213 130L197 129L192 132V135L196 137L199 135L200 140L205 138L204 140L212 143V132L218 136ZM248 125H264V122ZM229 129L234 131V135L240 134V138H237L241 142L247 143V140L243 139L244 134L241 132V128L229 127ZM263 129L262 127H253L249 131L259 135ZM168 143H162L161 146ZM254 144L256 149L262 147L260 143L255 142ZM172 151L174 152V149L169 152ZM198 154L199 151L185 152L189 159L194 156L199 158ZM31 161L39 163L36 166L31 165ZM77 162L81 167L76 170L71 169L72 164ZM39 166L44 167L43 172L40 171ZM51 174H56L62 179L53 180L48 177Z\"/></svg>", "mask_w": 264, "mask_h": 264}]
</instances>
